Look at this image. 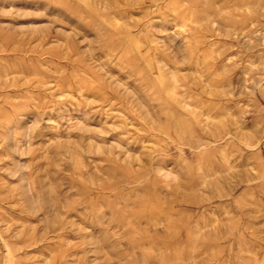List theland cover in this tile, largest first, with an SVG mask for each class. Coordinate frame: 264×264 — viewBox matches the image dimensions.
Listing matches in <instances>:
<instances>
[{
	"label": "rangeland",
	"instance_id": "1",
	"mask_svg": "<svg viewBox=\"0 0 264 264\" xmlns=\"http://www.w3.org/2000/svg\"><path fill=\"white\" fill-rule=\"evenodd\" d=\"M0 264H264V0H0Z\"/></svg>",
	"mask_w": 264,
	"mask_h": 264
}]
</instances>
